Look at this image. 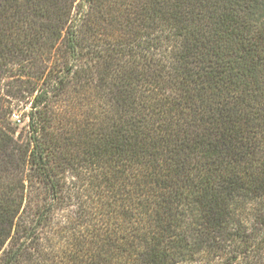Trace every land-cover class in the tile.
Returning a JSON list of instances; mask_svg holds the SVG:
<instances>
[{"label":"trees","instance_id":"1","mask_svg":"<svg viewBox=\"0 0 264 264\" xmlns=\"http://www.w3.org/2000/svg\"><path fill=\"white\" fill-rule=\"evenodd\" d=\"M4 77L1 264H264V0H0Z\"/></svg>","mask_w":264,"mask_h":264},{"label":"rangeland","instance_id":"2","mask_svg":"<svg viewBox=\"0 0 264 264\" xmlns=\"http://www.w3.org/2000/svg\"><path fill=\"white\" fill-rule=\"evenodd\" d=\"M25 87V83L21 84L20 82L7 77L0 80V116L3 118V124L15 131L14 138H20V142H23L27 135V118L25 114L29 109V105L26 107L24 103H26L29 99H25L20 102L13 95L20 93L18 95L20 98L21 88ZM24 98H28V95L25 94ZM10 112H12L15 116H13ZM18 119L21 120L20 123L18 122ZM68 181L69 183L77 182L79 187V181L76 179L69 178ZM46 194V190L38 184L35 187H29L27 192L28 198H32L33 200L45 198ZM1 263L2 261H0V264ZM44 264H64V261L62 259H55L49 260V262H45Z\"/></svg>","mask_w":264,"mask_h":264},{"label":"built area","instance_id":"3","mask_svg":"<svg viewBox=\"0 0 264 264\" xmlns=\"http://www.w3.org/2000/svg\"><path fill=\"white\" fill-rule=\"evenodd\" d=\"M15 116V115H14ZM18 122L20 123V120L18 119Z\"/></svg>","mask_w":264,"mask_h":264}]
</instances>
